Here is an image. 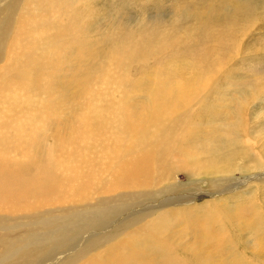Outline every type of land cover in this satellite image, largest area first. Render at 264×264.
Masks as SVG:
<instances>
[{"label": "rangeland", "instance_id": "rangeland-1", "mask_svg": "<svg viewBox=\"0 0 264 264\" xmlns=\"http://www.w3.org/2000/svg\"><path fill=\"white\" fill-rule=\"evenodd\" d=\"M29 1L14 0V26ZM86 2L99 22L91 36L114 30L125 39L140 25L138 37L111 43L95 57L83 54L64 61L60 77L52 83L47 74L56 66L47 67L48 73L40 71L39 78L38 71L30 69L25 90L13 85L10 92L2 91L1 166L27 181L22 189L33 181L42 183L50 164L67 178L57 174L51 193L48 187L31 188L7 200L0 207V221L15 227L43 213L125 202L128 208L99 228L98 235L106 236L103 243L74 264H174L177 258L184 264H264V169L253 170L257 160L252 152L223 161L229 149L220 143L224 131L219 135V129L213 137L204 134L210 123L264 130V0ZM52 19L57 23V17ZM119 24L128 26L122 32ZM45 28L38 25V32ZM14 38H8L0 57V75H6L10 53L18 49ZM139 42L148 46L136 58L116 56L119 48L123 54L132 53ZM56 47L47 42L49 51ZM198 56H207L209 62L197 74L187 66ZM162 80L170 87L187 84L188 101L170 110L173 125L168 131L160 124L154 133V125L162 123L154 119L138 135L130 127L128 112L118 108L130 102L134 116L145 117ZM139 84L134 92L132 86ZM209 105L212 111L200 114L201 106ZM235 128L226 135L233 137ZM137 138L154 151L143 171L123 174L117 170L127 151L121 145ZM214 138L215 149L210 151ZM173 139V146L162 152V144ZM53 172L49 168L46 173ZM177 199V204L151 208L154 212L145 223L156 220L163 228L150 239L137 241L144 233L138 235L139 228L121 222L136 213L141 201L149 205ZM167 208L177 210L163 216ZM0 232V237H10L2 227ZM11 235L14 241L27 240V231L19 227ZM8 246L2 243L0 253Z\"/></svg>", "mask_w": 264, "mask_h": 264}, {"label": "bare ground", "instance_id": "bare-ground-1", "mask_svg": "<svg viewBox=\"0 0 264 264\" xmlns=\"http://www.w3.org/2000/svg\"><path fill=\"white\" fill-rule=\"evenodd\" d=\"M13 3L14 0H0V57L5 52L8 38L15 37L14 41L18 48L10 53L9 63L3 72L6 75H0V81L2 82L0 95L3 94L2 91L8 90L6 92H10V88L13 85L25 90L28 86L27 77L30 69H33L34 72L38 71L35 74L39 78L40 71L47 72V67L52 66L53 68V66H56L50 73L47 72L48 79L52 83L54 79L60 77L61 63L64 61L73 60L83 54V56L95 57L98 53H104L106 46L111 43L124 44L134 41L138 37L137 30L140 25H137L136 31L125 39L117 37L114 34V30L111 32L99 30L96 36H91L92 28L93 30L96 29V24L99 22L97 20L98 17L94 15V11L89 7L86 0H30L29 4L22 6L23 13L18 17L16 26L13 25V16L18 5L12 7ZM53 16L57 17V23H55V19H52ZM51 20L52 23H49ZM38 25L46 28L39 33ZM127 26L128 24L124 26L119 24V31H125ZM147 39H150V36ZM47 42H55L57 44L55 50L49 51ZM147 46L145 42H139L135 45L134 50L131 49L132 53L128 51L124 54L123 49L119 48L116 56L134 59ZM150 52H153V50H150ZM206 57H196L187 67L193 73L197 72L198 74L209 62L207 60L208 57ZM159 84V89H156L150 100V113L145 117L134 116L130 108V102H127L125 106L120 105L118 108L121 112L124 109L128 112L127 120L130 127L138 135L139 132L146 130L154 119L162 121V123L154 125V133L155 126L160 124L168 131L173 125L172 119H168L170 110H175L188 101L187 84L170 87L167 80L159 81ZM140 87L141 84L132 86L131 89L137 92ZM210 111H212L211 105L206 109L201 106L200 114H209L208 112ZM184 123L182 120L180 121L181 125ZM235 127L243 129L240 131ZM207 128V130H204V134L209 137H213L219 129H222L219 135L224 131V136L221 137L220 143L229 147V149L225 151L222 157L223 161H227L235 153L248 152L249 154L252 152L257 160L253 170L264 169V130L258 129L256 125H241V123L226 128H222L220 124L210 123ZM234 128L238 131H234L231 134L235 133V135L233 137L227 136L226 131H233ZM253 129H257V132L255 131L256 133H254ZM187 134L188 137L191 136L190 132ZM192 135L197 136L194 133ZM139 139L137 138L134 141L131 140V143L121 145V148L127 151H123L125 161L121 166H117V170L121 169L123 174L130 175L143 171L145 168L144 162L150 159L154 151L152 146L148 147L146 144H142ZM216 141L217 138L212 140L213 144L210 147V151L215 149ZM174 142L175 140L173 139L170 143H163L162 152L170 149ZM28 161L27 159L25 163ZM49 168L54 171L51 175L46 173ZM49 168H44L46 177L42 183L33 181L22 189L27 181L19 180L0 164V207L7 200L17 195H25L31 188L45 190L48 187V191L51 193L53 190L51 184L54 177L57 174L64 178H67V176L60 171L61 169L57 165L50 164ZM178 201L179 199L175 203H169L160 200L149 205H143L145 202L141 201L135 206L137 208L136 213H133V216L125 215L121 222L127 226L139 228L138 235L144 233L137 241L150 239L154 231H161L163 228V226L158 225L156 220L152 224L145 223L144 220H148L150 217L148 214L154 212L151 208L153 206L174 205ZM127 208L128 203L125 202L110 208H106V203L104 207L97 203L86 209L74 208L62 213H43L34 218L31 216L27 221L15 225L16 228L19 227L27 231V240L24 242L14 241L11 233L15 227L11 226L7 221L1 220L0 227L6 231V234L9 233L10 237L7 235L0 237V246L2 243L9 244L5 251L0 253V264H74L103 243L106 236L98 235L101 231L99 228L104 227L111 216L118 212H123ZM179 208H182L180 210H185V207ZM164 210L162 211L163 216L171 215L177 209L167 208ZM137 241H134V243ZM196 255L199 260L198 251H196ZM141 257L142 255L137 254L138 259ZM184 262L183 259L177 258L174 264H184Z\"/></svg>", "mask_w": 264, "mask_h": 264}]
</instances>
